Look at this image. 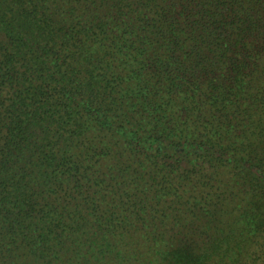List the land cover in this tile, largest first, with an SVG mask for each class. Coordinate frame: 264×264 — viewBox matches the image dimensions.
Here are the masks:
<instances>
[{"label": "trees", "instance_id": "trees-1", "mask_svg": "<svg viewBox=\"0 0 264 264\" xmlns=\"http://www.w3.org/2000/svg\"><path fill=\"white\" fill-rule=\"evenodd\" d=\"M0 264H264V0H0Z\"/></svg>", "mask_w": 264, "mask_h": 264}]
</instances>
